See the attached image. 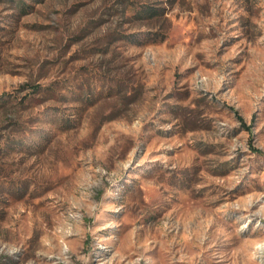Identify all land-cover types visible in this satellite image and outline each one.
I'll return each mask as SVG.
<instances>
[{"label": "rangeland", "instance_id": "rangeland-1", "mask_svg": "<svg viewBox=\"0 0 264 264\" xmlns=\"http://www.w3.org/2000/svg\"><path fill=\"white\" fill-rule=\"evenodd\" d=\"M0 264H264V0H0Z\"/></svg>", "mask_w": 264, "mask_h": 264}]
</instances>
